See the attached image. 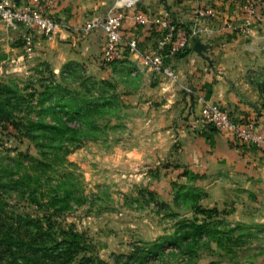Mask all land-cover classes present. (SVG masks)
Here are the masks:
<instances>
[{
    "label": "rangeland",
    "instance_id": "obj_1",
    "mask_svg": "<svg viewBox=\"0 0 264 264\" xmlns=\"http://www.w3.org/2000/svg\"><path fill=\"white\" fill-rule=\"evenodd\" d=\"M242 25L239 30L227 31L249 35V31H241ZM0 26H4L1 21ZM23 31L19 27L12 32L5 26L0 30V95L12 99L14 111L9 120L0 121V196L4 197L10 218L6 224L0 220V264H66L67 258L61 263L53 257L58 250L50 238L56 243L75 241L84 247L71 264H88L87 259L93 264H264V223L230 222L229 208L214 206L215 192L209 191L208 181L184 177L183 173L174 175L169 159L137 157L131 150L133 145L126 144L123 136L127 128L122 105L113 113L96 112L94 122L100 131L81 135L78 149L67 144L69 135L63 138L64 149L72 151L66 157L65 168L51 172V182H42L41 187L35 184L32 177L40 172L35 161L41 160L37 142L12 123L24 120L25 125L29 121L57 124L58 119L67 120V107L63 100L59 102V89L84 101H97L105 91V85L98 84L105 80L94 75L101 66L98 61H105L98 51L93 54V62H81L80 68L68 73L67 63L60 73L56 72L55 55H49L48 60L37 55L36 49L34 58L27 55ZM12 44L21 47L13 49ZM250 72L253 77L259 75L256 70ZM14 92L25 96L23 106L15 105L18 99ZM27 117V121L22 119ZM80 123L68 121L70 126ZM3 179L7 184H2ZM19 179L23 180L22 188L13 186ZM61 184L64 190L57 195L72 193L69 202L51 201ZM208 210L215 213L203 212ZM20 217L40 220V231L29 225L23 230L18 224ZM185 220L206 223L211 233L180 241L179 245L177 242L176 246L165 241L171 237L174 243L180 238L177 233ZM10 228L12 235L7 230ZM10 235L22 238L24 245L11 247L17 242L6 239ZM38 239L42 244L30 248L31 241Z\"/></svg>",
    "mask_w": 264,
    "mask_h": 264
},
{
    "label": "crops",
    "instance_id": "obj_2",
    "mask_svg": "<svg viewBox=\"0 0 264 264\" xmlns=\"http://www.w3.org/2000/svg\"><path fill=\"white\" fill-rule=\"evenodd\" d=\"M114 1L62 3L52 12L64 25L61 32L50 37L34 35L29 50L23 31L21 38L27 55L34 58L36 50L37 55L48 60L49 55H55L54 69L59 73L67 63L93 62V54L101 51L103 55L104 36L101 32H86L83 27L90 19L106 15ZM207 3L206 0H141L139 9L155 16L168 15L187 27L199 7ZM212 5L219 11L217 27H225L229 22L239 30L244 17L238 0H212ZM263 22L264 7H261L249 35L225 29L210 41H195L176 61L180 85H175L141 69L142 57L155 40L146 28L129 19L126 39L137 38L141 50L131 52L124 45L121 59L114 63L98 61L101 66L94 75L114 87L125 112L127 130L123 136L126 144L133 145L132 152L145 160H171L170 170L176 176L183 173L184 177L208 181L209 191L215 192L214 206L228 207L230 222L264 223V150L238 144L228 133L213 127L202 128L195 121L203 105L185 93L181 85L197 88L206 100L222 104L235 121H254L264 133ZM198 42L202 46H197ZM250 70L258 71L259 75L253 77Z\"/></svg>",
    "mask_w": 264,
    "mask_h": 264
},
{
    "label": "built area",
    "instance_id": "obj_3",
    "mask_svg": "<svg viewBox=\"0 0 264 264\" xmlns=\"http://www.w3.org/2000/svg\"><path fill=\"white\" fill-rule=\"evenodd\" d=\"M72 1L74 0H0V21L9 29L23 27L26 47L31 50L34 35L50 37L63 30L64 25L52 12L62 3ZM238 1L244 17L241 31L246 32L254 24L259 9L264 7V0ZM140 2L141 0H115L106 15L90 19L83 28L86 32L103 34V60L106 63L120 60L124 45L131 52L141 50L137 38L126 39L125 27L129 19L146 28L155 44L143 55L141 69L166 79L170 84L180 85L176 61L195 41L210 39L223 28H234L229 22L223 28L215 25V21L219 19V11L212 5V0H206L208 3L199 7L194 20L187 27L168 15L145 13L139 9ZM181 88L203 105L195 121L202 128L213 127L228 133L238 144L264 150V133L254 121L237 122L222 104L206 100L197 88L189 85H181Z\"/></svg>",
    "mask_w": 264,
    "mask_h": 264
},
{
    "label": "trees",
    "instance_id": "obj_4",
    "mask_svg": "<svg viewBox=\"0 0 264 264\" xmlns=\"http://www.w3.org/2000/svg\"><path fill=\"white\" fill-rule=\"evenodd\" d=\"M187 51H185L183 54L185 55ZM182 54V55H183ZM80 68V65L77 63H70L66 66V71L68 73V70H72L73 68ZM67 73H64V77ZM104 83L99 82V86L105 85V91H101L102 94L99 96L97 101H84L82 99L76 98L71 92H69L66 89H59L58 91V98L59 102L62 101L64 103L65 107H67V111H65L66 116H68L67 120L63 119H58V123H46L45 121H40V122H34V121H29L28 124H24V120L16 123H12L14 125V128L25 134L26 137L31 138L32 141L37 142V149L40 152V161H35L37 163L39 173L36 178L32 177V180L35 184H38L39 187L43 186V183H48L51 182L52 179H50V173L54 172L57 168L62 169L64 167V163H66V157L71 153L72 151H68L64 149L65 147V142L64 139L67 135H69V143H67L70 148L78 149L80 146L79 139L80 136L83 134H87L89 132H94L98 133L100 131V128L96 126L94 119H95V113L97 114L101 112L105 113H113L117 110L120 109L121 102L118 98V96L115 94L113 91L114 87L112 84L109 82L103 81ZM16 94L15 96L18 99L17 106H23L25 103V96L20 95L18 92H14ZM54 95V93L50 94ZM75 97V98H74ZM11 104H12V99L8 97L6 94L0 95V121L3 120H9L11 116L13 115V110L11 109ZM53 110V109H51ZM51 110H49L51 112ZM25 119L26 121L28 120L27 118H22ZM81 121L79 125L75 126H70L68 124V121ZM83 121V123H82ZM40 138L46 139L43 143L39 142L38 140ZM21 157V156H20ZM21 159V158H20ZM3 171H6V169H3ZM43 182V183H42ZM13 186H18L19 188H22L24 185L23 180L19 179V181H14ZM3 185L7 184L4 183L3 179ZM45 186V185H44ZM62 184L59 187H56V195L54 199L52 198L51 201H56V203H59L61 200L62 202H69V197L72 195V193L69 192H64L60 197L57 195L59 191L64 190L62 188ZM49 187H53V185H49ZM7 188H5L3 191H5ZM1 191V193L3 192ZM35 192V191H34ZM5 194V193H4ZM0 220H3V224L5 221H9L10 218L8 214L5 211V206L7 205L4 201V197L1 195L0 196ZM204 213L212 214L215 213V211H203ZM19 221L22 223L20 224L21 227H24L23 230H27V226L29 225L31 228L36 227L38 231L41 229V226L43 225L40 220H23L22 217L19 218ZM6 224V223H5ZM182 227L180 231L177 233V237L179 236L180 238H176V242H172V240L175 238L167 237L165 241H167L170 244H173L176 246V243L178 242V245L180 244L179 242H183L187 239H198L202 238L204 234L209 235L211 233L209 226L206 225V223L202 224H197L196 222L193 221H182L181 222ZM12 228V225H10ZM11 228L7 229L10 231L11 235ZM10 237L6 238L9 239V241H16L14 245H10L11 247L17 246V247H22L24 245V240L22 238L17 237L15 239ZM37 235L35 234L34 237ZM44 238H46L48 235L46 232L43 233ZM28 239H25V241ZM31 241L32 244L30 248L34 249L36 248L37 245L42 244L40 239ZM43 240V239H41ZM52 244L54 245L57 251V256L53 257L56 260H63L67 258V263L66 264H71L74 262V260L77 258V256L81 253V251L84 250V247L80 245L78 242L75 241H63L62 243H56L53 239ZM44 244V243H43ZM46 244V242H45ZM182 245V243H181ZM10 247V249H11ZM159 248H162L161 245ZM158 248L157 252H160ZM88 262V264H93L92 260L87 259L85 263ZM62 263V261H61Z\"/></svg>",
    "mask_w": 264,
    "mask_h": 264
},
{
    "label": "water",
    "instance_id": "obj_5",
    "mask_svg": "<svg viewBox=\"0 0 264 264\" xmlns=\"http://www.w3.org/2000/svg\"><path fill=\"white\" fill-rule=\"evenodd\" d=\"M197 46H202V45H201V42H198V43H197Z\"/></svg>",
    "mask_w": 264,
    "mask_h": 264
}]
</instances>
